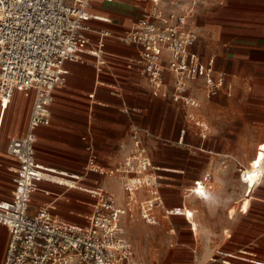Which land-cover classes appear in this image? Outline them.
Returning <instances> with one entry per match:
<instances>
[{
  "label": "built area",
  "instance_id": "2783aa9c",
  "mask_svg": "<svg viewBox=\"0 0 264 264\" xmlns=\"http://www.w3.org/2000/svg\"><path fill=\"white\" fill-rule=\"evenodd\" d=\"M95 1L112 0H0V105L10 104L16 92L33 99L26 135L11 138L7 146L18 168L12 198L0 200V227L9 234L3 264H143L127 236L124 219L143 220L150 226L163 222L160 178L145 144L151 134L138 127L131 133L125 160L109 172L126 194L124 205L118 203L115 194L97 188L90 191L98 200L85 223L67 221L51 206L30 213L39 182L72 188L59 178L75 181L38 163L35 156L36 131L51 122L53 93L66 83L67 61L84 62L92 57L97 59V66L105 65L109 38L135 47L138 57L129 60V66H138L152 95L171 94L175 103L194 108L186 113L181 143L190 131L202 138L209 133L192 85L201 82L207 99L230 92L228 74L216 68L215 58L204 59L193 50L200 37L193 26L194 18L212 0H148V8L134 28L120 36L102 30L94 43L87 34L90 27L86 21L111 22L108 17L90 13ZM209 178L206 175L197 181L192 193L204 194ZM142 190L150 195L148 199H138ZM176 212L167 209L164 216ZM192 217L186 215L196 230ZM167 233L176 235L174 228ZM251 252L239 250L256 258L249 255ZM229 258L231 253L219 250L210 262L227 264ZM190 264L203 263L196 254Z\"/></svg>",
  "mask_w": 264,
  "mask_h": 264
},
{
  "label": "crops",
  "instance_id": "0c3cea01",
  "mask_svg": "<svg viewBox=\"0 0 264 264\" xmlns=\"http://www.w3.org/2000/svg\"><path fill=\"white\" fill-rule=\"evenodd\" d=\"M147 8L148 0L95 1L91 4L90 13L93 16L108 17L111 22L105 23L96 19L86 21L90 27L87 34L94 43L97 42L102 30L111 31L117 36L123 35L134 28ZM197 28L200 37L193 50L199 52L204 59L215 58L216 68L228 74L230 92L221 93L216 97L230 96L237 85V80L244 81L246 85L249 80L263 78L258 74L264 72V0H212L199 9ZM104 57L106 64L100 67L97 66V59L92 57H86L84 62L67 61L64 65L67 80L63 86L54 90L50 124L41 126L36 131L38 140L35 145V156L38 163L58 173H64L77 182L71 184L72 188L39 182L38 189L32 196L31 204L34 203L30 206V213L34 214L43 207L56 204V213L63 219L73 223H85V217L92 212L93 205L98 200L90 191L97 188L115 195V192L120 190L121 194L116 195L117 201L124 205L126 194L109 172L125 160L131 147V133L138 127L148 130L151 134L145 144L160 178L163 206L159 212L163 222L169 221L167 231L174 228L176 232L175 236L168 234L170 247L173 248L176 241L179 243L178 231L172 219H184L194 240L191 250L194 258L199 254L197 247L199 210L189 208L186 199L195 196V193H192L195 183L202 181L206 175L210 176L206 183L207 196L203 198L198 196L199 199H207L204 201L210 202L214 196L209 185L213 175L209 171L218 172L222 181L220 197L227 198L224 206L229 209L227 214L229 217L237 215L235 207L239 203L242 204L238 212L248 215L249 211L244 213V210L245 208L250 210L252 194L261 184L251 193L249 186L242 181L241 170L245 166L243 158L242 162L239 161L237 154L234 156L231 146H225L222 148L224 150L206 146L211 137L212 127L215 128L213 134H218L214 117L206 119L209 126L206 138L190 131L181 143L180 131L184 126L179 131L174 128L171 131V117L168 113L170 108H173L172 110L182 108L186 113L194 111V108L175 103L171 94L168 97L152 95L147 79L138 66L135 64L129 66V60H136L138 57L135 47L109 38ZM116 86L120 90L115 92L111 87ZM192 86L194 95L201 102L213 101L216 98L207 99L204 96L201 82ZM169 90L173 91L172 86ZM32 106L33 99L26 98L20 92L15 93L10 104L0 105V157L4 152V157L10 161L0 160V172H4L3 174L8 172L11 176L9 181L0 174V187L5 182L13 186L11 196H0V200L12 198L15 189L14 177L18 168L17 159L7 152L8 142L13 137L26 135ZM211 108L212 112L221 110L217 104H212ZM220 136L218 138L221 139L220 144L223 141L229 143L228 145L232 143L227 136ZM171 148H176L180 152L177 160L170 159L168 152ZM234 160L236 167H242L238 170L240 175H236L242 185L235 193L228 190V181L235 167ZM200 164L204 166L203 175L195 172L196 166ZM59 181L64 182V179L59 178ZM183 190L182 202L170 204L168 193ZM149 197L144 190L138 194L139 200ZM256 199L264 202V198ZM87 209L90 211L87 212ZM167 209L177 212L171 216H164ZM186 211L193 213L191 221L196 224V230L192 229L191 223L187 220ZM252 221L259 223L256 219ZM250 223L248 220L246 224L251 225ZM230 231L227 239L232 240L234 238L232 229L224 230V234ZM2 235L6 237L5 256L9 234L5 228L0 227V237ZM244 248H219L209 254L207 262L203 263L201 258L200 261L203 264H222L211 263L210 259L219 250H224L231 253L229 262L238 263L239 260L244 263L243 256L246 255L239 253V250ZM252 252L260 254L254 250ZM237 255L239 259L235 260ZM193 258L184 264H190ZM252 259L254 264H258L255 258ZM229 262L227 264H230Z\"/></svg>",
  "mask_w": 264,
  "mask_h": 264
},
{
  "label": "rangeland",
  "instance_id": "374dc122",
  "mask_svg": "<svg viewBox=\"0 0 264 264\" xmlns=\"http://www.w3.org/2000/svg\"><path fill=\"white\" fill-rule=\"evenodd\" d=\"M198 13L199 11L193 23L196 29H198ZM198 33L200 35L199 31ZM258 76L263 78L249 80L246 82V85L244 81L237 80V85H235L234 91L230 96L216 97L213 101L201 102V104L203 103L201 113L205 117V120L211 116L214 117L218 127V134H213L215 128L212 127L211 137L206 146L215 147L218 150H224L222 148H225V146H231L234 150V156L237 154L238 160L241 162L243 158L244 169H252L257 164L262 166V178L259 179L255 187L261 185L252 194L250 210L246 208L244 210V213L249 211L248 215H242L238 212V208L242 204L239 203L235 207L237 209V215L234 217L227 216L229 209L224 206L227 198L222 197V199L220 197V189L222 187L221 175L212 170L209 173L213 175V180L209 185L212 187L211 191L213 192L214 199L207 202L204 201L207 199L201 200L197 195L186 199L189 208L194 207L199 210L198 224L200 227L197 231V247L199 250L198 256L203 263L208 261L210 253H213L219 248L237 249L243 247L257 251L258 253L260 252V254L251 252L249 255H256V263H264V202L256 199L259 197L264 198V72L259 73ZM111 89L115 92L120 90L117 86L111 87ZM212 104H217L221 110L212 112ZM227 106L228 109H226ZM172 109L170 108V112L168 113V116L171 117L170 130L172 131L174 128L179 131L183 126H186V112L182 108ZM220 135L227 136L229 140H232V143L228 145L229 143L226 144L223 141L220 144L221 139H218L221 137ZM169 145L172 146V143ZM168 155L171 160H177L180 152L176 148H171ZM1 156V161L10 162L4 157V152L1 153ZM234 163V171L228 181V190L229 192L235 193L242 185L236 177V175H240V171L238 170H241L240 168L242 167H236L235 160ZM4 168L1 169L5 170ZM195 172L200 175L205 174L204 166L201 164L196 166ZM3 173L0 172L2 177L10 181V174L8 172L7 174ZM76 182L70 180L65 181L64 179V183L75 184ZM12 189V184L5 182L0 187V196L10 197ZM115 193L118 196L121 194L120 190ZM183 195L184 190L178 193L169 192L167 195L168 201L170 204L176 205L182 202ZM62 198L60 197V199ZM86 211L89 212L90 209ZM252 219L258 220L259 223L253 222ZM81 220L84 221V219ZM248 220H250L251 225L246 224ZM172 222L177 228L179 237V243L176 241L177 243L175 242L173 248L170 247V239L167 233L168 220L162 222L159 226H150L143 220L124 219L127 236L135 247L137 258L143 264H184L193 258L191 250L194 246V240L191 236L188 223L184 219H172ZM227 229H232L234 232V238L232 240L227 239V235L231 231L224 234V230ZM5 243L6 237L2 235L0 237V264H3L4 260L2 259L5 258ZM259 257L261 258L259 259ZM243 258L244 263L239 260H237L238 263H229L254 264L251 257L243 256ZM236 259H239L238 255L235 256Z\"/></svg>",
  "mask_w": 264,
  "mask_h": 264
},
{
  "label": "bare ground",
  "instance_id": "6f19581e",
  "mask_svg": "<svg viewBox=\"0 0 264 264\" xmlns=\"http://www.w3.org/2000/svg\"><path fill=\"white\" fill-rule=\"evenodd\" d=\"M241 176H242V181L249 186V190L252 193L256 183L259 181L260 178H262V166L260 164H257L252 169H242ZM195 195L203 198L207 196V191H205L204 194H195ZM49 206L53 208H57L56 204H50ZM186 215L193 216V213L186 211Z\"/></svg>",
  "mask_w": 264,
  "mask_h": 264
}]
</instances>
